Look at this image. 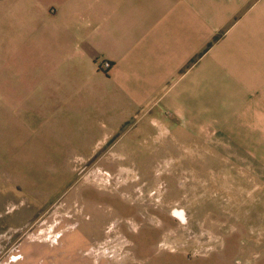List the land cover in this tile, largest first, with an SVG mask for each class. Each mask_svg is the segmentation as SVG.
<instances>
[{
  "label": "crops",
  "instance_id": "crops-1",
  "mask_svg": "<svg viewBox=\"0 0 264 264\" xmlns=\"http://www.w3.org/2000/svg\"><path fill=\"white\" fill-rule=\"evenodd\" d=\"M0 133L15 151L24 143L221 145L212 164L239 174L229 205L264 213V0H0ZM148 233L140 248L134 238L125 264H225L221 252L158 251Z\"/></svg>",
  "mask_w": 264,
  "mask_h": 264
},
{
  "label": "rangeland",
  "instance_id": "rangeland-1",
  "mask_svg": "<svg viewBox=\"0 0 264 264\" xmlns=\"http://www.w3.org/2000/svg\"><path fill=\"white\" fill-rule=\"evenodd\" d=\"M11 144L0 143V264H125L148 229L158 251L264 264V243L242 242L264 236V213L229 205L239 174L212 164L221 145Z\"/></svg>",
  "mask_w": 264,
  "mask_h": 264
},
{
  "label": "built area",
  "instance_id": "built-area-1",
  "mask_svg": "<svg viewBox=\"0 0 264 264\" xmlns=\"http://www.w3.org/2000/svg\"><path fill=\"white\" fill-rule=\"evenodd\" d=\"M110 63L108 61H103L102 65H100L101 69H107L109 67Z\"/></svg>",
  "mask_w": 264,
  "mask_h": 264
},
{
  "label": "bare ground",
  "instance_id": "bare-ground-1",
  "mask_svg": "<svg viewBox=\"0 0 264 264\" xmlns=\"http://www.w3.org/2000/svg\"><path fill=\"white\" fill-rule=\"evenodd\" d=\"M175 214H177L178 216H180L182 219L184 218L183 217V214L181 211H175Z\"/></svg>",
  "mask_w": 264,
  "mask_h": 264
}]
</instances>
